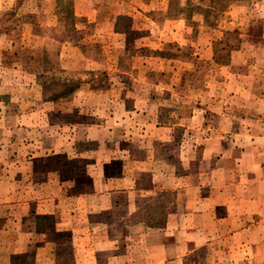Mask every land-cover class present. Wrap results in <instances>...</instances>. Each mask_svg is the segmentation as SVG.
Returning a JSON list of instances; mask_svg holds the SVG:
<instances>
[{
	"label": "rangeland",
	"instance_id": "obj_1",
	"mask_svg": "<svg viewBox=\"0 0 264 264\" xmlns=\"http://www.w3.org/2000/svg\"><path fill=\"white\" fill-rule=\"evenodd\" d=\"M251 87L264 93V0H0V264L161 257L220 115L249 125ZM228 244L164 253L264 264Z\"/></svg>",
	"mask_w": 264,
	"mask_h": 264
},
{
	"label": "crops",
	"instance_id": "obj_2",
	"mask_svg": "<svg viewBox=\"0 0 264 264\" xmlns=\"http://www.w3.org/2000/svg\"><path fill=\"white\" fill-rule=\"evenodd\" d=\"M249 91L257 98L252 100L254 109L245 119L249 125L242 126L240 121L244 119L234 113L220 115L216 129L219 140L203 149L206 156L198 161V177L183 185L182 193L187 190V194L183 193L176 209L167 212L164 226L159 229L160 239L164 240L158 249L162 256L146 259L145 264L176 261L164 253L170 245L179 248L190 243L202 247L220 236L227 237L229 244L225 247L235 252L234 259L240 255L246 259L247 252L264 257V93L256 96L252 87ZM160 129L166 132V140L170 127ZM243 137L247 144L238 148L236 141ZM163 186L160 190H167L168 186ZM155 187L153 196L157 194ZM115 192L100 197L106 199ZM144 192L151 194L150 189L140 193ZM0 233L10 231L3 227Z\"/></svg>",
	"mask_w": 264,
	"mask_h": 264
}]
</instances>
